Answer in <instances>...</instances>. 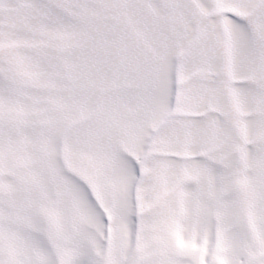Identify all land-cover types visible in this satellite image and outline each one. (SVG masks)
Masks as SVG:
<instances>
[{"label":"snow or ice","instance_id":"6c2138e0","mask_svg":"<svg viewBox=\"0 0 264 264\" xmlns=\"http://www.w3.org/2000/svg\"><path fill=\"white\" fill-rule=\"evenodd\" d=\"M0 264H264V0H0Z\"/></svg>","mask_w":264,"mask_h":264}]
</instances>
